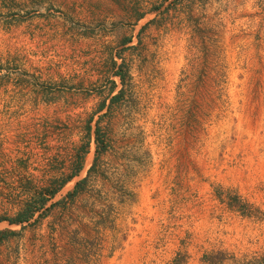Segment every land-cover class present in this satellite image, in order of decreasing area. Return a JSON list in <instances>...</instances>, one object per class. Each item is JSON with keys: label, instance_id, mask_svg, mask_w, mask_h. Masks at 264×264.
Segmentation results:
<instances>
[{"label": "rangeland", "instance_id": "obj_1", "mask_svg": "<svg viewBox=\"0 0 264 264\" xmlns=\"http://www.w3.org/2000/svg\"><path fill=\"white\" fill-rule=\"evenodd\" d=\"M69 176L0 264H264V0H0V219Z\"/></svg>", "mask_w": 264, "mask_h": 264}, {"label": "trees", "instance_id": "obj_2", "mask_svg": "<svg viewBox=\"0 0 264 264\" xmlns=\"http://www.w3.org/2000/svg\"><path fill=\"white\" fill-rule=\"evenodd\" d=\"M164 1H167V0H164ZM128 42L129 40H127L124 44ZM113 69L114 71H112L111 75L119 78L120 82L124 84L125 82L124 74L125 73L123 72V64L122 63L117 64L115 61H113ZM110 84H111V89H114L116 85L115 80L110 79ZM122 93H123V88L119 89L118 93L111 97V102L117 100L122 95ZM104 107L105 105L102 104L99 107L98 111H101ZM88 128H89V125H88ZM95 140H96V150H95L96 156L94 159H97V155L104 148L102 147L103 141H102L101 135L99 134V129L96 130ZM93 166L94 164H92L90 168L93 169ZM78 171H79V167H78ZM71 178L72 176L65 178L63 181H61V183L57 186V188L45 191L38 198L27 203L26 206L15 217L9 218V219H0V221L7 220L9 224H23L27 222L34 215L35 212L39 211L46 204L48 200H50L51 198L55 196V194L58 192V188H61L67 181L71 180ZM85 181H86V178H83L79 180L78 182H76V184L74 185V188L68 193V196L73 197L74 195H76L78 191L81 189L82 184ZM13 234H15L14 231H0V242L7 236L13 235ZM225 257H226V253L222 251L206 253L203 255L201 259V264H214L215 262H222L225 259ZM177 263H178V257L174 259V264H177Z\"/></svg>", "mask_w": 264, "mask_h": 264}]
</instances>
